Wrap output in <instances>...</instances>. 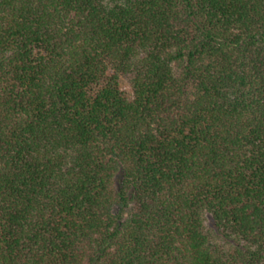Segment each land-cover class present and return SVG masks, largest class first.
Here are the masks:
<instances>
[{
	"label": "trees",
	"instance_id": "16d2710c",
	"mask_svg": "<svg viewBox=\"0 0 264 264\" xmlns=\"http://www.w3.org/2000/svg\"><path fill=\"white\" fill-rule=\"evenodd\" d=\"M0 264H264V0H0Z\"/></svg>",
	"mask_w": 264,
	"mask_h": 264
},
{
	"label": "rangeland",
	"instance_id": "374dc122",
	"mask_svg": "<svg viewBox=\"0 0 264 264\" xmlns=\"http://www.w3.org/2000/svg\"><path fill=\"white\" fill-rule=\"evenodd\" d=\"M122 87H123L124 89H127V86H126V84H125L124 82H122ZM204 225H205V227L208 229V231L212 232V228H211V226H210V222H209L207 219L204 220ZM217 233H218V232H216V234H217ZM218 235L221 236V234H219V233H218ZM213 236H214V238H216V241H217V240L219 241L220 237H218V239H217V236H216L214 233H213Z\"/></svg>",
	"mask_w": 264,
	"mask_h": 264
}]
</instances>
